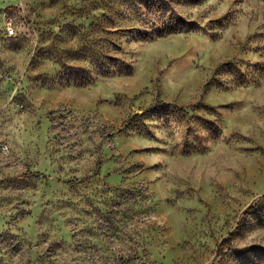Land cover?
<instances>
[{"label":"rangeland","instance_id":"1","mask_svg":"<svg viewBox=\"0 0 264 264\" xmlns=\"http://www.w3.org/2000/svg\"><path fill=\"white\" fill-rule=\"evenodd\" d=\"M0 141V264H264V0H0Z\"/></svg>","mask_w":264,"mask_h":264},{"label":"built area","instance_id":"2","mask_svg":"<svg viewBox=\"0 0 264 264\" xmlns=\"http://www.w3.org/2000/svg\"><path fill=\"white\" fill-rule=\"evenodd\" d=\"M7 32H8V34L11 35V34L14 32V30H13V28H12L11 26H8V27H7ZM0 148H1L3 151H7V150H8V146L5 145L4 143H2L1 141H0Z\"/></svg>","mask_w":264,"mask_h":264},{"label":"trees","instance_id":"3","mask_svg":"<svg viewBox=\"0 0 264 264\" xmlns=\"http://www.w3.org/2000/svg\"><path fill=\"white\" fill-rule=\"evenodd\" d=\"M232 234V232H230V235ZM227 240V239H226Z\"/></svg>","mask_w":264,"mask_h":264}]
</instances>
